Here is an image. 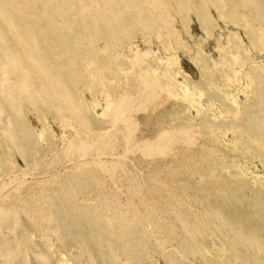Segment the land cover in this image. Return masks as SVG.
<instances>
[{
    "label": "rangeland",
    "instance_id": "374dc122",
    "mask_svg": "<svg viewBox=\"0 0 264 264\" xmlns=\"http://www.w3.org/2000/svg\"><path fill=\"white\" fill-rule=\"evenodd\" d=\"M108 2L1 31L0 264H264V0Z\"/></svg>",
    "mask_w": 264,
    "mask_h": 264
},
{
    "label": "bare ground",
    "instance_id": "6f19581e",
    "mask_svg": "<svg viewBox=\"0 0 264 264\" xmlns=\"http://www.w3.org/2000/svg\"><path fill=\"white\" fill-rule=\"evenodd\" d=\"M59 1L61 3V8H57L58 0H0V47L3 46L2 48L4 50L11 48L8 45L9 43L6 41L7 38H5L1 34V31L3 32L9 29L10 32L14 34V37L18 39V44L21 46V49L25 51V60L29 62V64H31V68L38 67V69H40L42 63L51 61L49 53H47L46 50L42 47V42L50 43L51 48L55 46V42L53 40L47 41V39H45L41 41L34 34L35 31H47L45 23H42L45 21V19L50 20V31L52 33L53 31L55 32L60 28H64L67 31H78L77 29L86 27L85 19H89L90 17L98 18L100 22V24L98 25L102 27H109V18H111L114 13H117L116 11L118 10V6H114L113 3L110 6L109 2L106 3L105 5L107 8H104V3H101L100 5H97L94 12L89 13V15H87L86 17H83L82 14H80L83 10L84 12H86L85 7L83 6L85 5V3L82 4L83 0ZM96 1L100 0H95V2ZM56 17L61 18V21L63 23L62 27H60V25L55 21ZM98 33L97 37L99 35ZM64 34L63 37H65ZM75 45L76 49L82 50V47L85 44L82 40H76ZM57 54L59 56L63 55L62 51H58ZM15 55L16 54L14 53V51L11 50L10 52H6L3 55L4 58L2 59V54L0 52V68L2 69V67L4 66L5 73L11 71L20 76H24L30 71L31 68H29L27 71L24 70L20 66L18 58H14ZM57 62L59 64L58 60ZM52 67L53 66H51V68ZM5 73L0 74V80L5 79V77H3V74Z\"/></svg>",
    "mask_w": 264,
    "mask_h": 264
}]
</instances>
